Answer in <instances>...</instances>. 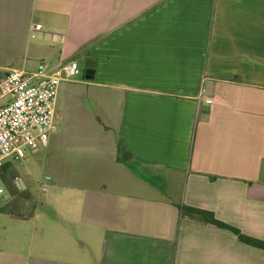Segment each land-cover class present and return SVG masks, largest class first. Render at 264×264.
Segmentation results:
<instances>
[{
  "label": "crops",
  "instance_id": "1",
  "mask_svg": "<svg viewBox=\"0 0 264 264\" xmlns=\"http://www.w3.org/2000/svg\"><path fill=\"white\" fill-rule=\"evenodd\" d=\"M32 30L59 37L48 73L86 60L94 74L59 86L39 149L55 241L32 259L34 215L0 212V264H264L178 210L264 242V0H0V69L24 70Z\"/></svg>",
  "mask_w": 264,
  "mask_h": 264
},
{
  "label": "built area",
  "instance_id": "2",
  "mask_svg": "<svg viewBox=\"0 0 264 264\" xmlns=\"http://www.w3.org/2000/svg\"><path fill=\"white\" fill-rule=\"evenodd\" d=\"M39 29L40 25L34 26V30ZM80 72L77 61L64 63L51 73L0 69V167L6 162L22 161L27 153L46 147L55 128L59 86ZM48 180L44 177L42 192ZM4 194L0 189V195Z\"/></svg>",
  "mask_w": 264,
  "mask_h": 264
},
{
  "label": "rangeland",
  "instance_id": "3",
  "mask_svg": "<svg viewBox=\"0 0 264 264\" xmlns=\"http://www.w3.org/2000/svg\"><path fill=\"white\" fill-rule=\"evenodd\" d=\"M38 17L39 15L37 13L32 15L33 24L39 22ZM32 33L35 34V37L33 39L26 40V43L28 44L27 51L25 47H23V51L21 53L23 55L25 53L26 60L23 63H18V67L24 68V70L27 72H33L38 70L48 72L51 67L57 64L59 59V50L61 49L59 37L51 35L43 36L42 32H33V30ZM77 62L79 63L81 68L80 74L74 77L71 81L61 82L60 88L66 86L85 88L87 85H90L89 81L85 80L84 78V72L88 62L86 60H81ZM33 152V154H30L31 152L27 153L22 161L10 162L9 164L11 167L9 171V178L14 182L13 178L17 175L19 179L27 185L29 194L42 204V206L38 207L37 211L34 213V218L30 220V225H33V223H35L34 229H32L31 227L32 236L31 248L29 251V256L32 259L34 257L39 256V253L36 250V246L39 243L40 236L41 238L45 239L47 246L53 245V242L55 241V239L53 238V232L54 229H56L52 224H50V221L56 219L53 216L50 207L48 206L44 194L40 192V185L42 184V179L44 175V169H42L43 151L36 150ZM0 189H3L5 192L4 195H0L1 207L5 202L7 203L10 198L1 180ZM5 195L8 197H6ZM42 220L46 221V225L40 224V221ZM9 222L10 220L6 215L0 214V225L4 224L5 226H7V223ZM43 229H46V231L44 230V235H41ZM4 232V229L0 226V234ZM86 250L87 248L84 247L82 249V252H85Z\"/></svg>",
  "mask_w": 264,
  "mask_h": 264
},
{
  "label": "trees",
  "instance_id": "4",
  "mask_svg": "<svg viewBox=\"0 0 264 264\" xmlns=\"http://www.w3.org/2000/svg\"><path fill=\"white\" fill-rule=\"evenodd\" d=\"M88 63L86 68H91L90 70H93L94 63ZM116 151L118 154V160L131 167L129 164L130 154L124 149L121 142L116 143ZM9 164L10 162H6L0 167V180L5 186L10 198L7 203H4L0 207V212L14 214L17 216H25L28 218L32 217L36 209L40 206V202L32 197L28 191H19L16 188L14 182L9 178V171L11 168ZM178 210L180 215H187L191 218L201 219L204 222L212 224L218 228L227 229L231 231L240 242L264 250V242L242 235L237 229L216 220L211 212L184 205L178 206Z\"/></svg>",
  "mask_w": 264,
  "mask_h": 264
},
{
  "label": "water",
  "instance_id": "5",
  "mask_svg": "<svg viewBox=\"0 0 264 264\" xmlns=\"http://www.w3.org/2000/svg\"><path fill=\"white\" fill-rule=\"evenodd\" d=\"M94 71L90 69H86L84 72V78L87 80H91L93 78Z\"/></svg>",
  "mask_w": 264,
  "mask_h": 264
}]
</instances>
